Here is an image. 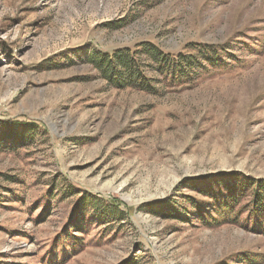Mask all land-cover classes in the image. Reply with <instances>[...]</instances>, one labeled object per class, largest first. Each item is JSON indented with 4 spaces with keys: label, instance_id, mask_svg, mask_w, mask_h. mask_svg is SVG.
I'll use <instances>...</instances> for the list:
<instances>
[{
    "label": "rangeland",
    "instance_id": "obj_1",
    "mask_svg": "<svg viewBox=\"0 0 264 264\" xmlns=\"http://www.w3.org/2000/svg\"><path fill=\"white\" fill-rule=\"evenodd\" d=\"M142 43L216 46L222 66L150 94L90 62ZM10 123L34 133L0 138V264H264L245 216L202 223L184 202L206 200L186 180L264 178V0H0ZM166 200L191 221L147 209Z\"/></svg>",
    "mask_w": 264,
    "mask_h": 264
},
{
    "label": "trees",
    "instance_id": "obj_2",
    "mask_svg": "<svg viewBox=\"0 0 264 264\" xmlns=\"http://www.w3.org/2000/svg\"><path fill=\"white\" fill-rule=\"evenodd\" d=\"M189 54H167L152 43L139 44L135 49L124 48L112 53H96L91 56L90 62L110 85L118 88H131L134 90L156 94L157 87L153 81L161 78L176 82L182 86L191 83L196 75L211 68L222 66V56L216 46L191 44L186 48ZM145 61V62H143ZM0 125L1 139L30 138L34 132L31 130L19 131L20 124ZM203 183L206 188H198ZM185 184L196 191L206 200L199 201L195 197L185 196L184 202L190 207H195L197 217L202 223L218 222L220 225L238 224L243 216L246 224L253 231L264 236V178L247 176L241 172H227L216 176H207L186 180ZM111 207L120 210L123 203L116 200H107ZM178 202L171 200L159 204L147 205V209L156 208V214L163 213L166 218L177 219L179 213L183 222H190L186 215L192 212L178 210ZM127 211L133 208L126 207ZM210 210L206 212L203 210ZM80 215V214H79ZM216 220V221H215ZM249 261V259H246Z\"/></svg>",
    "mask_w": 264,
    "mask_h": 264
}]
</instances>
